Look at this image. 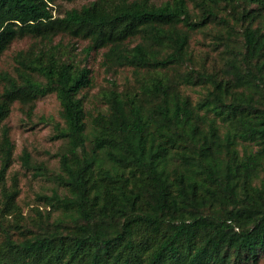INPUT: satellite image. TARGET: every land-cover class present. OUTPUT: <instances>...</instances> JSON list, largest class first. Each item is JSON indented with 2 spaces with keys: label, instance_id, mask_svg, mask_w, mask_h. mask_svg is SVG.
<instances>
[{
  "label": "trees",
  "instance_id": "1",
  "mask_svg": "<svg viewBox=\"0 0 264 264\" xmlns=\"http://www.w3.org/2000/svg\"><path fill=\"white\" fill-rule=\"evenodd\" d=\"M53 1L0 0V57L16 37L65 32L88 38L89 48L109 44L107 56L115 64L168 67L190 60L188 31L217 17L220 3L248 23L236 28L221 16L241 38L229 77L199 68L176 78L158 76L149 84L156 100L146 106L130 92L112 88L108 112H100L89 131L79 95L90 82L88 65L51 55L31 65L45 81L30 73L20 81L4 73L0 179L14 155L3 124L11 103L19 99L32 110L38 95L55 91L64 118L56 136L67 141L58 153L62 171L56 178L68 193L47 196L63 211L54 226L20 240L7 236L0 244V264L256 262L264 250V28L252 21L264 0H201L199 18L187 0H92L63 14L54 13ZM137 34L140 42L125 43ZM179 83L208 89L194 104L176 89ZM218 120L226 125L223 132ZM239 138L258 147L245 145L241 153ZM22 160L30 165L27 150ZM256 178L259 184L253 185ZM3 193L10 205L19 190L5 187Z\"/></svg>",
  "mask_w": 264,
  "mask_h": 264
},
{
  "label": "rangeland",
  "instance_id": "2",
  "mask_svg": "<svg viewBox=\"0 0 264 264\" xmlns=\"http://www.w3.org/2000/svg\"><path fill=\"white\" fill-rule=\"evenodd\" d=\"M91 1L55 0L52 4L54 13L63 14L68 9L81 8ZM154 1L160 4L166 0ZM187 3L192 15L201 17V0H187ZM216 11L217 17L211 19L206 26L188 31L190 39L187 56L190 60L168 67L115 64L107 56L109 44L89 48L88 38L72 36L65 32L57 33L51 38L31 34L16 37L0 57V96L4 91L5 80L2 78L4 73H8L19 81L22 80L23 73H30L37 80L45 81L46 78L31 65L47 62L51 55L60 61L73 62L78 66L86 64L91 68L90 82L81 89L79 95L84 101L89 131L92 128L93 119L100 112H108L107 93L112 88L130 92L146 106L156 100L149 91V84L158 76L167 75L176 78L179 72L199 68L215 72L220 77H229L228 64L232 54L242 48L241 38L238 32H234L221 19V16L237 24L236 28H242L248 21H237L233 9L224 2L216 7ZM256 13L252 21L253 25L264 28V9ZM179 28L187 29L181 24ZM141 39L140 34H137L128 37L125 43L131 47ZM176 89L197 104L205 96L208 87L179 83ZM204 111L202 109V112ZM209 114L214 116L213 112ZM58 122L64 125L62 105L55 91L38 95L34 99L32 110H29V106L19 99L11 103L10 111L3 120V124L9 127L15 147L13 161L5 177L0 179V244L8 235L20 240L47 225H55L63 215L62 209L47 199V196L55 190L60 194L68 193L66 186L56 178L62 171L58 153L67 148V141L56 136ZM217 123L220 131L223 132L226 125L221 120ZM245 145L253 149L258 147V144L254 142L239 138L237 148L241 153ZM24 150L30 153V165L23 163ZM103 155V151L100 150L98 156ZM125 174L129 176L130 172L126 170ZM130 179L137 181L138 178L133 176ZM257 184H259L258 178L253 180V185ZM5 187L7 189L16 187L19 190L15 201L10 205L6 204L7 198L3 193ZM73 223V221H67L66 224L73 225ZM251 264H264V250L259 251L257 261Z\"/></svg>",
  "mask_w": 264,
  "mask_h": 264
}]
</instances>
